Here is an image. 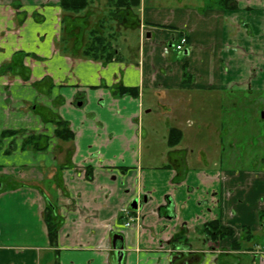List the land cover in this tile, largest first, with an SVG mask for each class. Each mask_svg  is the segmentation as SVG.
<instances>
[{
	"label": "crops",
	"instance_id": "obj_1",
	"mask_svg": "<svg viewBox=\"0 0 264 264\" xmlns=\"http://www.w3.org/2000/svg\"><path fill=\"white\" fill-rule=\"evenodd\" d=\"M99 10L78 41L60 0H0V264H264V162L242 167L241 120L227 155L202 133L264 96V0H141L110 62L84 54Z\"/></svg>",
	"mask_w": 264,
	"mask_h": 264
},
{
	"label": "rangeland",
	"instance_id": "obj_2",
	"mask_svg": "<svg viewBox=\"0 0 264 264\" xmlns=\"http://www.w3.org/2000/svg\"><path fill=\"white\" fill-rule=\"evenodd\" d=\"M164 1L166 3L171 2V0H164ZM90 3L91 5H89V9L91 7L94 11L91 9L92 12L91 11L84 12L83 16H80L79 20L74 23L70 21H71V17L73 18L75 14L71 12L63 11L65 13H69V14H64L65 16L62 18V20H65L62 23V32H63L62 36L64 39H71L73 37H77L76 39L78 41H81L79 38L81 36L80 34H82L83 30L85 31L88 25L85 18H91L92 17L91 15H93L94 12L96 13L98 9H100L99 12L101 13L103 12L102 9H104L105 13H103V15H101L98 18V20L96 19L94 25L91 24L90 21L91 25L88 26L89 31L83 37L84 42H86L87 44L90 42L89 33L91 30L94 29V27L95 29L99 30L101 34L105 35L107 39H109L108 35L114 32L116 36L114 37L113 40L117 41L118 43H120L121 41L123 42L122 37L123 35H125V33L126 34L128 33L130 37L135 35V31H134L135 29L133 28L123 29L124 27H122V25L119 24L118 21L108 16L109 12L111 11L108 0H92V1L90 0ZM93 18H97V17L93 16ZM102 21H104V24H102L99 27L100 25L99 23ZM72 24L75 25V27ZM116 31L118 32L116 33ZM257 98L254 97V99L256 100L254 101V103H252V105H249L248 100L243 98L242 106L240 107L241 111L228 106L226 107L227 109L226 112H221L220 115L219 113H215L211 115V119H213L214 121H217L220 124L223 123L226 126H228L224 130L221 129L223 130V133L221 132V136L220 134H216V133L210 134L208 132V129H204V131L202 130L204 136L206 138L209 136L211 139L210 147L212 149L222 148L224 149V154L227 155L228 152L235 151V146L237 147L240 144V143L239 144L235 143L238 139V135L235 133L236 132L238 133L237 124H239L241 120L242 126H244L243 131L244 129L245 131L244 134L242 135V144L239 146L241 147L239 151H241L242 153V163H241L242 167L245 168L253 166V164H255L256 162H258L259 164H261L262 161L264 162V119H263L264 96H259V99ZM184 100H186V98ZM180 106L182 107L180 108V111H176L177 112L176 115H180V118L178 120L183 121L185 126H187L186 124L187 121L192 120L193 116L196 113H203L204 116L203 109L192 110L186 108L182 110L184 105L180 104ZM150 118L155 120H162L161 117L155 115L150 116ZM205 119H208V117H206ZM193 128L195 129V126ZM220 138L222 143H219ZM232 162L235 163V160H233ZM254 244L255 242L250 244L249 246L251 247Z\"/></svg>",
	"mask_w": 264,
	"mask_h": 264
},
{
	"label": "trees",
	"instance_id": "obj_3",
	"mask_svg": "<svg viewBox=\"0 0 264 264\" xmlns=\"http://www.w3.org/2000/svg\"><path fill=\"white\" fill-rule=\"evenodd\" d=\"M140 2L141 0H108L111 10L108 16L118 21L125 29H134L138 27L139 21H137L138 23L136 25L135 20H133V18H130L129 20L128 16L131 15V17H136L134 16L136 15L134 10L140 6ZM89 5L90 0H60L62 10L73 14L83 12L89 7ZM102 24H104V21L101 22V25ZM117 32L118 31H116V33ZM115 36L116 35L113 32L111 37ZM111 37L107 39L106 36L101 34L97 29L90 31V42L86 45L85 56L103 62H110L114 58H118V54L116 53L117 49L113 47ZM124 91L127 90L124 89ZM56 128L55 135L57 138L61 140H71L73 138L74 135L67 122L62 120L56 121ZM171 135L170 142L174 145L179 142L177 140L181 138L182 133L180 130L172 129ZM171 139L174 140L171 141ZM44 220L47 225L50 242L52 245H55L58 237L59 223L51 207L46 210ZM205 228L210 229L211 232H223V234L225 233L227 235L231 234L230 230L222 229L218 223L207 224Z\"/></svg>",
	"mask_w": 264,
	"mask_h": 264
},
{
	"label": "built area",
	"instance_id": "obj_4",
	"mask_svg": "<svg viewBox=\"0 0 264 264\" xmlns=\"http://www.w3.org/2000/svg\"><path fill=\"white\" fill-rule=\"evenodd\" d=\"M186 44H187V38H186V37H182V38L180 39V41H179V44L175 45L174 48L176 49V51L181 52V51L184 50V47H185ZM167 50H168V48L166 47V48H165V51H167ZM132 221H133V220H132ZM127 225L129 226L130 223H128Z\"/></svg>",
	"mask_w": 264,
	"mask_h": 264
},
{
	"label": "water",
	"instance_id": "obj_5",
	"mask_svg": "<svg viewBox=\"0 0 264 264\" xmlns=\"http://www.w3.org/2000/svg\"><path fill=\"white\" fill-rule=\"evenodd\" d=\"M139 206H140L139 201H134L133 204H132V207L135 210L138 209ZM122 257H123V253L122 252H118V262H119V264H121Z\"/></svg>",
	"mask_w": 264,
	"mask_h": 264
},
{
	"label": "flooded vegetation",
	"instance_id": "obj_6",
	"mask_svg": "<svg viewBox=\"0 0 264 264\" xmlns=\"http://www.w3.org/2000/svg\"><path fill=\"white\" fill-rule=\"evenodd\" d=\"M130 20V19H129Z\"/></svg>",
	"mask_w": 264,
	"mask_h": 264
}]
</instances>
